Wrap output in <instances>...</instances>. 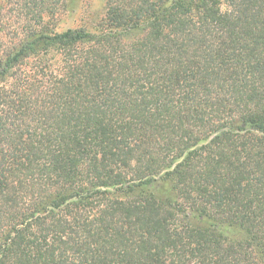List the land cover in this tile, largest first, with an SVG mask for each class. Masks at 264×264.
<instances>
[{
  "label": "trees",
  "instance_id": "trees-1",
  "mask_svg": "<svg viewBox=\"0 0 264 264\" xmlns=\"http://www.w3.org/2000/svg\"><path fill=\"white\" fill-rule=\"evenodd\" d=\"M0 0V264H264V0Z\"/></svg>",
  "mask_w": 264,
  "mask_h": 264
},
{
  "label": "rangeland",
  "instance_id": "rangeland-1",
  "mask_svg": "<svg viewBox=\"0 0 264 264\" xmlns=\"http://www.w3.org/2000/svg\"><path fill=\"white\" fill-rule=\"evenodd\" d=\"M107 0H70L69 9L63 14L60 28L92 26L103 16Z\"/></svg>",
  "mask_w": 264,
  "mask_h": 264
}]
</instances>
